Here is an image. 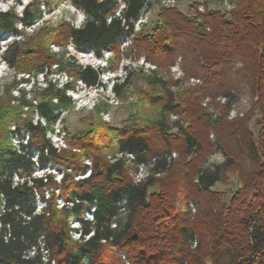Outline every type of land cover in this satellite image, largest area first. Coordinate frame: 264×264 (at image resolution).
<instances>
[{
    "label": "trees",
    "instance_id": "16d2710c",
    "mask_svg": "<svg viewBox=\"0 0 264 264\" xmlns=\"http://www.w3.org/2000/svg\"><path fill=\"white\" fill-rule=\"evenodd\" d=\"M70 1L84 14L80 25L42 28L33 41L14 38L0 48V61L12 68L45 76L55 69L73 78L60 86L46 79L31 98L23 94L13 105L8 93L0 103V264H41L42 249L56 264H264V0H232L235 7L227 16L206 4L198 11V0L187 13L161 6L151 29L134 37L136 57L160 68L180 57L186 76L199 81L175 91L176 81L153 69L145 75L151 91L139 97L152 107L143 125L112 128L97 122L87 135L68 137L69 149L58 150L46 132L53 131L62 109L73 107L66 92L76 80L103 87L100 75L111 63L78 64L64 57L67 44L99 58L104 51L118 55L120 42L134 32L151 0H121L119 14L114 13L118 0ZM40 16L38 0L19 14L0 11V41L21 36L17 23L27 26ZM50 43L61 50L50 51ZM128 76L129 71L113 84L115 93ZM241 89L256 99L251 102L259 113L256 133L248 115L229 120L201 106L203 99L221 96L227 111ZM171 113L177 119L170 120ZM22 131L27 139L17 148L9 136L21 138ZM214 149L225 159L208 165ZM116 151L132 152L134 164L148 165L147 177L133 183L124 158H107ZM85 159L89 175L75 178ZM52 162L59 181L50 173L33 175L36 165L43 169ZM227 173L235 174L229 195L212 190ZM36 195L43 202L39 211ZM58 196L64 200L59 208ZM91 208L93 218L84 219ZM72 221L79 223L77 239L70 235Z\"/></svg>",
    "mask_w": 264,
    "mask_h": 264
},
{
    "label": "rangeland",
    "instance_id": "374dc122",
    "mask_svg": "<svg viewBox=\"0 0 264 264\" xmlns=\"http://www.w3.org/2000/svg\"><path fill=\"white\" fill-rule=\"evenodd\" d=\"M34 0H0V11H7L13 9L16 13H20L25 5ZM39 8L41 10V16L32 21L27 26H21L17 23V29H20L21 36L6 35L0 41V48L4 49L15 38L20 42L33 41L32 38L36 36V33L40 32L42 28H55L63 22H69L74 26H78L84 19L83 12L74 6L70 0H38ZM193 0H177L174 4L179 10L184 13L188 12V7ZM232 1V0H229ZM48 3V4H47ZM235 7V1H233ZM209 8H213L221 11L222 13H228L234 9L229 7L222 0H203ZM120 2L116 9L119 7ZM49 6V7H48ZM162 5L161 0H151L148 8L143 14V19L139 25H136L134 32L129 36L122 39L118 48V55H114L111 51H104L101 58L95 56L91 50H78L71 44H67L64 57H70L76 63L81 65H91L93 67L106 66L108 60L111 59L110 67L100 75V81L104 84L85 87L78 80L75 81V87L73 90H68L74 104L69 109H62L60 111V120H57L53 125V131H47L46 137L50 139L52 144L57 149H69L67 143L68 137H73L80 134H88L90 127H94V123L102 122L112 128H122L129 124L143 125L147 114H151V106L145 102L141 103L139 100L142 94L150 93L151 87L147 85L145 77L151 70H157L161 75L170 81H176V84L172 86L175 91L181 90L188 85H193L199 81V79L188 77L184 73L181 66V59L178 57L174 63L168 67H158L156 64L145 60L143 55L136 57L134 51V37L138 31H148L151 29L156 21V15ZM227 16V14H225ZM48 49L52 52H59L61 49L58 45L50 43ZM54 66H52L53 69ZM129 71V79L126 84L119 88V94L115 93L113 84L120 83L122 78ZM72 77L67 72L55 70L51 74L45 76L42 72L37 74L22 72L19 69L8 66L3 61H0V103L6 99L8 93L13 97V101L10 103L16 105L18 103L17 98L24 94L25 98H31L32 95L37 92L41 87L45 85L47 81L60 86L65 81H70ZM193 78V80L191 79ZM73 79V78H72ZM239 97L231 108L227 111L223 106L218 96L207 97L201 102V106L206 112L211 113L214 116H226L227 119L232 120L234 118H242L248 115L249 127L256 133L258 129V111L251 106V102L255 99H251L247 90H240ZM20 110L25 111V107H21ZM26 115L25 112L22 114ZM33 120L38 118L36 113L31 114ZM170 120L177 119V114L171 113ZM42 120V119H41ZM13 123H9V129L13 128ZM13 143H16L17 138L12 135L9 136ZM210 139H214V133H210ZM112 154V153H108ZM35 156V155H34ZM176 157V152L175 156ZM225 156L221 151L214 149L207 158V164L223 163ZM85 169L80 173L79 177H84L88 173L89 160H83ZM133 166L128 165L127 174L130 177V173ZM43 173H50L56 181H59L60 172L54 167V163L47 164L45 168H38L37 165L33 170V175L38 177ZM86 176V175H85ZM235 174L227 173L224 180L217 181L212 190L224 191L228 194L229 190L233 189L232 183L234 182ZM76 178V177H75ZM156 187L150 188V191ZM49 191L50 189L47 188ZM57 194L58 189H54ZM58 198V197H57ZM56 198V200H57ZM57 202V201H56ZM57 205V203H56ZM188 209L191 213H195V207ZM74 238L73 233H70ZM125 257L124 254H122Z\"/></svg>",
    "mask_w": 264,
    "mask_h": 264
},
{
    "label": "built area",
    "instance_id": "2783aa9c",
    "mask_svg": "<svg viewBox=\"0 0 264 264\" xmlns=\"http://www.w3.org/2000/svg\"><path fill=\"white\" fill-rule=\"evenodd\" d=\"M118 1L120 2V5H119V7L117 9H115V11H114L115 14H119L120 9L124 6L123 1H121V0H118ZM176 1L177 0H161V3H162V5H164L166 7H170V6H174ZM222 1L229 7V9L234 7L233 1H229V0H222ZM197 10L201 11V12L204 11L203 0H198ZM144 12H142V14L135 21L134 28H135L136 25H139L141 23V21L143 19L142 17H143ZM191 79L193 80V78H191ZM218 99L221 100L222 103L224 102L223 97L218 96ZM12 135H14L17 138V140H18L16 143L12 142L13 145L16 146V147L18 146V142H20V141L25 142L26 139H27V132L26 131H22V133H21L22 137L21 138H19L15 134H12ZM172 156H175V153H172ZM107 158L110 161H113V160H115L117 158H124L128 165H132L133 168H132L131 173H130V178H131L133 183H138V182L143 181L147 177V175L149 173L148 165H145L144 163H138V164L136 163V164H134V162H133L134 156H133L132 152L123 153L121 151H116L114 153V155L109 154L107 156ZM87 165H88V167H87L88 168L87 169L88 173L85 174L86 176H88L89 173H90L91 163L88 162ZM79 175H77L76 178H82V176L79 177ZM85 175H84V177H86ZM60 176H61V173H60ZM13 180L14 181L18 180L17 175H14ZM44 195H45V198H47L49 196V193H48L47 189H45ZM36 197H37L36 210L39 211L43 207V202H41L39 200L38 195H36ZM56 201H57L56 203H57V207L58 208L61 207L64 204V200H63V198L61 196H58ZM190 207H193V206L190 204ZM2 209H3V202H0V211H2ZM92 211H93V208H91L89 211H86L85 214H84V219H90L91 220L93 218ZM70 226L73 229L72 231H70V233H73V236H75L74 237L75 239L79 238V232L74 230V229H78L79 228L78 221H72L70 223ZM85 237H88V235H85ZM33 252H34L33 250H30L29 254H33ZM41 259H42V263L41 264H56L55 259L50 257V255H49V253L47 252L46 249H42V258Z\"/></svg>",
    "mask_w": 264,
    "mask_h": 264
}]
</instances>
